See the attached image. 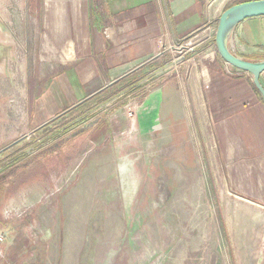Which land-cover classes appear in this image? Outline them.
Segmentation results:
<instances>
[{"label": "rangeland", "instance_id": "obj_1", "mask_svg": "<svg viewBox=\"0 0 264 264\" xmlns=\"http://www.w3.org/2000/svg\"><path fill=\"white\" fill-rule=\"evenodd\" d=\"M208 1L223 13L249 0ZM37 5L0 0V27L36 23ZM217 25L175 50L186 87L200 88L194 59L216 48ZM156 78L102 94L2 152L0 168L29 157L0 174V264H264V209L230 191L197 111L188 143L181 127L167 141L166 128L151 132L125 108L167 80Z\"/></svg>", "mask_w": 264, "mask_h": 264}, {"label": "crops", "instance_id": "obj_2", "mask_svg": "<svg viewBox=\"0 0 264 264\" xmlns=\"http://www.w3.org/2000/svg\"><path fill=\"white\" fill-rule=\"evenodd\" d=\"M30 13L37 14L36 23L0 27V152L32 141L97 95L156 75L167 80L125 108L137 107L151 132L166 128L167 141L181 127L188 143L196 110L230 191L264 209V99L252 75L208 45L194 59L200 88L194 81L186 87L174 65L184 41L197 33L212 36L221 8L208 0H38ZM230 49L246 60H264V17L242 22ZM106 123L112 128L111 117Z\"/></svg>", "mask_w": 264, "mask_h": 264}, {"label": "water", "instance_id": "obj_3", "mask_svg": "<svg viewBox=\"0 0 264 264\" xmlns=\"http://www.w3.org/2000/svg\"><path fill=\"white\" fill-rule=\"evenodd\" d=\"M259 17H264V0L247 1L226 9L218 19L215 45L219 56L225 63L252 75L254 87L264 99V87L261 83V76L264 74V60H246L235 55L230 49V40L235 29L242 22ZM97 122V120L92 122L90 126Z\"/></svg>", "mask_w": 264, "mask_h": 264}, {"label": "trees", "instance_id": "obj_4", "mask_svg": "<svg viewBox=\"0 0 264 264\" xmlns=\"http://www.w3.org/2000/svg\"><path fill=\"white\" fill-rule=\"evenodd\" d=\"M249 1H253V0H249ZM247 2V1H246ZM239 4V3H238ZM258 92V91H257ZM258 94H259V92H258ZM99 96H101V95H97L96 97H94V98H97V97H99ZM49 126V125H48ZM4 152V151H3ZM0 155L2 156V155H4L2 152H0ZM29 157V155H25V154H20L19 156H17V158H14L12 161H10L6 166H4V167H2V168H0V174H2V173H4L5 171H7V169H9V168H11L12 166H15L16 164H18L17 166H22L23 165V167L22 168H24L25 166H26V163H24V160L26 159V158H28ZM20 164H22V165H20ZM11 165V166H10ZM16 166V167H17ZM4 178H6V177H4ZM1 186V185H0ZM0 188H2V187H0Z\"/></svg>", "mask_w": 264, "mask_h": 264}, {"label": "built area", "instance_id": "obj_5", "mask_svg": "<svg viewBox=\"0 0 264 264\" xmlns=\"http://www.w3.org/2000/svg\"><path fill=\"white\" fill-rule=\"evenodd\" d=\"M5 242V236L0 234V246Z\"/></svg>", "mask_w": 264, "mask_h": 264}]
</instances>
